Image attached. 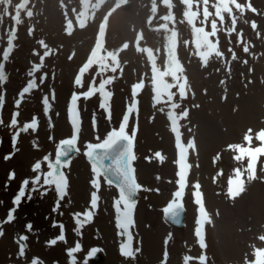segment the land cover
Listing matches in <instances>:
<instances>
[{"label":"rangeland","instance_id":"1","mask_svg":"<svg viewBox=\"0 0 264 264\" xmlns=\"http://www.w3.org/2000/svg\"><path fill=\"white\" fill-rule=\"evenodd\" d=\"M120 1L0 0V62H4L2 54L7 48L9 33L16 35L13 52L4 62L8 80L0 88L4 95L0 109V119L4 120V125H0L3 141L0 143V223L16 207L12 200L22 181L38 174L31 171L34 163L41 162V174L47 172L48 161L43 157L47 155L54 161L57 144L73 135L68 116L73 93L98 88L102 79L112 78V83L105 86L112 93L109 111L99 107L102 102L99 92L87 99L81 96L78 101L81 131L77 147L80 151L74 153L70 165L64 169L69 181L68 196L57 212L52 213L57 199L54 186L43 199L33 193V200L28 201L30 183L14 213L16 219L2 224L0 264H31L33 257H38L43 264H69L67 250L76 243L82 245V251L74 254L77 264H83L85 259L88 264H185V256L192 257L187 264H201V255L206 257L205 264H252L255 251L264 249V240L260 239L264 236V155L257 160V178L249 181L245 172V191L231 199L227 195L228 180L235 179L237 167H246L247 157L237 161L235 157L239 153L229 145L261 146L256 134L264 130V0H250L257 12L245 8L243 20L232 6L233 16L237 17L232 33L228 32L233 27L232 17L223 13L225 19L221 23L214 16L213 4L217 0H209L208 9L213 16L204 24H200L202 0H193L192 10L199 12L197 27L210 32L211 19L217 20V34L209 37L216 44L208 40L207 33L203 34V40L209 43L210 51L218 47L223 56L219 59L213 56L206 67L195 54L191 26L186 21L180 23L182 10L186 8L181 0H128L130 10L126 11L121 9ZM238 2L246 5L249 0ZM253 20L257 23L255 31L251 28ZM256 32L260 33L259 37ZM199 43L197 40L196 44ZM245 44L249 46V53L243 52ZM44 52L48 53L44 66L34 74L37 87L25 94L17 108L15 100L20 99L22 89L33 79L27 73L32 65L41 63ZM244 60L248 63L244 64ZM180 63L188 85L183 100L176 88L171 90L177 93L172 102L181 105L173 110L166 98L165 102L156 104L152 77L159 82L170 71L178 70ZM100 66L109 70L97 75ZM112 67L117 69L115 73L110 71ZM81 68L85 71L82 86H76L74 81ZM165 79L172 82L170 77ZM139 83L143 87L133 97V88ZM45 97L51 105L47 115L43 105ZM134 101L136 110L129 117L126 132L131 135L135 131L133 167L142 186L134 210L135 226L130 229L133 248H140L135 261L120 254V244L125 238L118 235L113 207L119 192L103 176L99 178L100 200L93 222L85 225L80 235L74 231L77 225L73 217L74 213L90 208V194L95 190L90 183L94 178L92 164L84 155L86 144L102 142L110 131H118ZM185 109L189 116L178 121L180 143L187 147L194 138L196 148L186 152L190 167L185 172L186 187L180 202L186 207L187 218L184 228L177 230L166 222L163 211L179 190L177 181L181 170V150L168 113L175 111L179 115ZM13 112H19L18 127L35 116L38 129L35 133L31 130L21 133L16 145L18 150L6 161L5 155L13 153L15 130L7 127ZM246 135L252 136L251 145L244 139ZM13 171L15 179L8 181V174ZM196 183L213 221L203 227L205 248L200 247L195 235L199 227L196 220L200 218L193 195L197 191ZM53 220L64 225L66 242L58 241L48 247L46 242L60 234L59 227L51 226ZM28 222L33 225L31 233L25 229ZM19 234L29 236L25 258L17 257L19 245L15 241ZM93 248L102 250L96 253L99 261L88 255Z\"/></svg>","mask_w":264,"mask_h":264},{"label":"snow or ice","instance_id":"2","mask_svg":"<svg viewBox=\"0 0 264 264\" xmlns=\"http://www.w3.org/2000/svg\"><path fill=\"white\" fill-rule=\"evenodd\" d=\"M181 3L183 5H186V8L182 10V19L180 23H184L186 21L187 25L191 26V32L192 36L194 37V44L196 52L195 54L200 58L202 61L203 66H207L209 64V61L213 56L216 59H219L223 56V53L218 50V47L216 51H210L209 50V43L205 42L203 40V34L207 33L209 34L208 40L212 44L213 43L209 37L210 36H216L218 28H217V20L215 18L211 19L210 22V28L211 31H205L204 27H197L196 26V20L199 15L198 11H193V0H181ZM202 3L204 5L203 8V19L200 20V24H204L209 20L210 16H213V13L209 12L208 4L209 0H202ZM215 8V17H219L220 22L222 23L225 19L223 13H227L228 16L232 17L231 24L233 27H230L228 29L229 33H232L235 31V24L237 17L233 16V7L238 10L239 12V19H244V12L245 8H247L252 13H256L257 9L252 6L250 0L245 5L243 3L238 2V0H217L216 3L213 4ZM193 17H195V20H193ZM175 19V17H174ZM247 23L248 21H244ZM251 28L255 31L257 29V23L253 20L251 22ZM198 29H202V32L198 31ZM222 30V29H221ZM256 35L259 37L260 33L256 32ZM15 32H10L8 36L7 41V48L4 50L2 54V59L4 62H7L9 60L10 54L13 52L14 44L13 41L15 39ZM165 39L167 40V34L165 36ZM200 40L199 44H196V41ZM231 51V49H229ZM243 52L249 53V46L245 44L243 47ZM34 55L37 53L34 51ZM48 53L44 52L43 56L40 57L41 63L40 64H34L32 65L30 71L27 73L29 77H33V79L29 80L27 83V86H25L21 93L19 94L20 99L15 100V106L17 108L20 107L25 94H28L31 92V90L35 89L37 87L34 74L38 72L44 65L43 60L44 57H47ZM236 54L232 53V59L235 60ZM0 62V88L6 83L8 80V76L5 71V63ZM244 64H247L248 61L244 60ZM181 65V63H180ZM169 68H172V62H169ZM102 69V70H100ZM109 69L104 66H100L97 72V75H100L101 73H104L105 71H108ZM111 72L115 73L117 69L115 67H112L110 69ZM184 67L181 65L180 68L176 71H170L168 74L164 76V78L156 82L154 78L152 77V84H153V90L155 92V102L156 104H160L162 102L170 103L171 109L175 110L181 107L179 103L172 102L174 96L177 95L176 92L171 91L173 88H176L178 90V95L181 100L186 98V86L188 85V79L184 75ZM251 72L252 69H249ZM80 74L77 75L75 78V85L76 86H82V76L85 73L84 69L81 68L79 71ZM165 77L171 78V83L168 82ZM44 77H41V82H43ZM112 83V78L109 77L108 79H102L99 87H90L88 91L83 92L81 94L73 93L71 96L70 105L68 108V116L70 119V123L73 129V135L71 138L63 139L61 140L57 146H56V153H55V159L54 161L49 159V156H44L43 160L48 161L47 167L48 171L44 173H40V170L42 168L41 162L34 163L31 171L33 173H38L31 179L25 178L22 181V184L20 185L18 193L14 196L12 203L16 205V207L11 208L8 211L6 219L0 223V237L4 236V231L2 224L4 223H12L16 217L14 213L17 212L19 206L21 205L22 198L26 195V189H28L29 184L31 183V188L28 189L27 192V200L32 201L33 200V193H36L39 195L41 199H43L48 191L53 190L57 195V199L55 201V205L52 208V213H56L57 210L60 208V204L62 201H64L65 197L68 196V188H69V181L65 174L64 169L67 168L70 165L72 154L77 153L80 151V149L77 147V140L79 133L81 131V119H80V113L78 111V101L81 99V96L83 98L87 99L97 92H99L100 96L102 97V102L100 103L99 107L101 109H104L105 111H109V101L111 99L112 93L108 90H106V85H109ZM223 83V81H221ZM251 83V81H249ZM143 87V83L136 84L133 88V97H135L137 90L141 89ZM4 105V95L3 92L0 91V109L3 108ZM43 105H44V112L47 115L51 105L48 102L47 97L43 99ZM196 107H199V105H196ZM136 110V104L135 101L131 106L128 107L127 114L124 115L122 123L119 125V130H113L110 131L107 134V137L99 143H87L86 144V151L84 152V155L88 158V160L92 164V172L94 173V178L91 180V186L94 191L91 192V199H90V208L86 210L83 213H74L73 217L76 223V228L74 231L77 233V235H80L81 229L90 223L93 222L94 216L96 214V210L98 209V201L100 200V197L98 195L100 191V180L99 178L101 176L104 177V180L107 182L109 186L115 185V187L118 189L119 196L118 198L114 199V209H115V220H116V227L119 230L118 235L121 237H124L125 239L121 241L120 244V254L125 259H131L135 261L136 255L140 252V248H133V234L130 231L135 226L134 221V210L136 207V199L134 197L137 196V193L141 190L142 186L137 182L136 176H135V169L133 167V162L136 160V155L133 151V142L135 139V131L131 135H129L126 132V128L128 127L129 123V117L130 115ZM163 110V109H161ZM19 115V112H13L12 118L10 121V124L7 125L9 129H14L15 131L12 134V146H13V153L9 155H5L4 159L10 160L12 156L15 154V152L18 150L16 148L18 137L21 133H28L29 130H31L33 133H35L38 129V120L34 116L30 122L24 123L22 127H18V120L17 117ZM189 116L188 110H183L179 115L175 113V111H170L168 113L169 119L172 121L173 125V132L176 133V140H177V146L180 148V172L178 173L180 179L177 181L179 184V190L174 192L173 201L168 204L166 208L163 209L165 214L167 215V218L169 221L173 224H181L182 223V213L184 211L183 204L180 202L183 195L184 190L186 187V178H185V172L190 167L189 164L186 163V152L188 149H195L196 144L195 140L189 141L187 147H185L183 144L180 143V132H179V124L178 121L180 119L187 118ZM109 119H110V112H109ZM93 127L95 128L96 125V118L93 116ZM0 125H4V120L0 119ZM51 126V124H50ZM189 132L192 131L191 128L188 129ZM249 133L252 132L251 129L248 130ZM49 139H53L51 136ZM96 139L99 141L100 137L97 136ZM244 139L251 145L252 142V136L246 135ZM256 139L261 142V146L259 147H243L239 144L236 145H229L230 148L237 151L239 154L236 155L235 159L237 161H243L245 157H247V165L246 167H237L235 169V179L230 178L228 180V190L227 195L231 199H235L239 197L244 191H245V179L244 174L247 173V180L251 181L256 179V164L257 160L260 156L264 155V130L259 131L256 134ZM2 139H0V143H2ZM157 156H159V153H157ZM109 160L110 163L108 165H105L104 161ZM43 177V178H42ZM8 181H12L15 179V172H10L8 174ZM45 186H48L45 188ZM5 189L8 187V183L5 182L4 184ZM194 188L197 189L196 192L193 193V195L196 197L195 204L199 205V213L200 218L196 220V224L199 225L195 229V235L199 238L198 243L201 248H205V239L203 235V227L205 223L212 224L213 221L210 218L208 212L205 210L204 202L202 199V193L199 191L200 185L199 183L194 184ZM158 191V189L156 190ZM60 215H63L61 212ZM45 219H48L46 216ZM53 228L59 227L60 228V234L53 239H50L46 242V245L48 247L55 246L58 241L66 242V237L64 234V225L62 223L58 224L57 221L53 220L52 225ZM25 229L27 232L31 233L33 230V225L31 222H28L25 225ZM261 240H264V236L260 237ZM29 240V236L26 234H19L16 238V243L19 245L17 257L18 258H25L26 256V250L28 249V244L26 241ZM82 251V245L80 243H76L75 247L67 250L68 256L71 258L69 261V264H77L76 257L74 254ZM102 251L98 248H93L91 252L88 254L89 257L94 256L97 252ZM165 257H167V252L164 253ZM256 259L252 264H264V249H257L254 253ZM192 259L190 256H185L184 261L185 264H187V261ZM199 260L201 264H205L206 257L204 255H201L199 257ZM31 264H43V261H41L38 257H33L31 260ZM83 264H88V260L85 259Z\"/></svg>","mask_w":264,"mask_h":264},{"label":"water","instance_id":"3","mask_svg":"<svg viewBox=\"0 0 264 264\" xmlns=\"http://www.w3.org/2000/svg\"><path fill=\"white\" fill-rule=\"evenodd\" d=\"M129 8H130V4L127 3V4L125 5V9H129ZM104 163H105V165H108V164L110 163V161H109V160H105ZM134 199H135V197H134ZM183 208H184V207H183ZM165 216H166L167 221H168L172 226L181 229V228L183 227V220H184V217H185V209H184V211H183V213H182V223L179 224V225L171 223V222L169 221V219L167 218V215H165Z\"/></svg>","mask_w":264,"mask_h":264}]
</instances>
